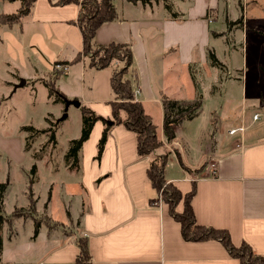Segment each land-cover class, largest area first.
<instances>
[{"label":"crops","instance_id":"0c3cea01","mask_svg":"<svg viewBox=\"0 0 264 264\" xmlns=\"http://www.w3.org/2000/svg\"><path fill=\"white\" fill-rule=\"evenodd\" d=\"M114 3L118 19L105 23L97 31L95 41L101 45H131L137 78L134 73L129 78L137 79L133 82L139 92L136 100L151 117L152 110L157 108L158 136L172 151L170 155H175L163 133L161 96L186 101L197 97L185 95L187 88L193 92L197 89L191 68L199 58L201 65L208 63L212 38L216 37L215 13L221 1L174 0V8L185 18L181 23L162 13L160 6H156L159 4L143 6L125 0ZM78 14L77 4L54 6L49 0H37L31 15L21 24L19 35L4 34V40L15 49L11 56L23 58L24 51L29 49L37 55L41 66L50 69L51 76L55 63L71 62L83 50L82 34L76 24ZM34 26L38 31L32 33ZM26 36H30L27 42L23 40ZM67 66L69 72L62 73L57 80V90L74 98L79 107H89L104 118L110 117L112 68L92 70L85 60ZM186 75L187 82L182 79ZM240 126H232L226 135L220 133L214 147L206 152L210 164H206L201 175L187 172L178 160L183 178L166 179L183 194L191 191L195 182L192 207L198 224L225 229L234 244L244 241L255 254L264 256V129H246L243 141L239 142L234 139L238 135H230L229 131ZM103 129V123L97 122L84 143L80 170L66 167L76 174L80 237L87 238L91 264H239L218 241L187 242L182 238L180 224L170 216L168 206L147 177L150 158L138 156L135 133L123 125L114 127L98 160ZM181 162L185 164L182 158ZM212 163L216 165L214 175L209 173ZM51 209L49 202L47 211ZM182 210L181 204L178 211ZM73 217L67 218L74 221ZM29 240V250L18 251L16 264H75L79 254L74 234L46 235L39 231L36 238Z\"/></svg>","mask_w":264,"mask_h":264},{"label":"rangeland","instance_id":"374dc122","mask_svg":"<svg viewBox=\"0 0 264 264\" xmlns=\"http://www.w3.org/2000/svg\"><path fill=\"white\" fill-rule=\"evenodd\" d=\"M166 1L173 4L174 0ZM220 1L215 13L218 20L213 24L216 37L212 38L208 63L201 65L200 58L195 60L191 69L197 89L193 92L187 88L185 93L186 97L202 95L203 110L194 120L184 121L176 127V138L169 145L175 155H170L172 151L165 148L149 156L151 161L158 155H169L165 171L167 179L183 178L177 154L185 163L182 167L185 169L188 165L197 175L199 168L210 164L206 152L214 147L221 132L226 135L232 126L240 125L245 128L244 133L246 129L249 132L264 129V0ZM158 4L156 6H160L161 12L168 14L163 1ZM19 7V2L0 0V13L12 14ZM175 10L178 11L177 8ZM183 19L180 15L178 23ZM24 21L25 18L22 23ZM21 24L12 29L0 26V183L9 184L3 214L11 218L1 232L3 249L0 264L19 262L16 260L18 251L29 250V237L34 236L36 221H40V232L46 235L70 233L78 240L81 233L76 174L66 169L65 164L70 141L78 139L82 132L81 107L76 105L74 98L61 92L59 94L66 103L49 98L44 82H51L54 76H49L50 69L41 66L36 54L26 49L23 58L11 56L15 49L7 39L4 40V34L19 35ZM36 31L38 29L34 26L31 32ZM29 38L26 36L23 40L27 42ZM209 53L222 65L212 66ZM21 76L24 84L23 80H17ZM188 76L182 79L187 82ZM255 112L260 114L259 120H254ZM158 115L159 111L154 107L152 119L156 125H160ZM26 126L40 131L53 128L56 144L48 143L50 135L42 134L29 141L28 152H25L28 134L21 128ZM243 136L238 135L234 139L240 142ZM45 145L48 148L44 152L42 148ZM34 166L35 174L31 172ZM48 201L53 208L49 211ZM15 211H19V216L12 218ZM65 215L64 221L68 216H74V221L71 218H67V222L62 221Z\"/></svg>","mask_w":264,"mask_h":264},{"label":"trees","instance_id":"16d2710c","mask_svg":"<svg viewBox=\"0 0 264 264\" xmlns=\"http://www.w3.org/2000/svg\"><path fill=\"white\" fill-rule=\"evenodd\" d=\"M11 3L19 2L20 7L17 12L12 14L0 13V26H15L22 23L23 18L31 15L37 0H5ZM133 4H142L149 6L158 4L163 1L171 19L177 20L184 18L175 10L174 5L166 0H125ZM54 6H66L69 4H77L79 6V14L76 24L82 34L83 50L71 62H57L62 65H74L85 60L87 67L92 70H102L112 68L110 79L112 90L111 116L104 118L98 115L89 107L81 106L83 126L82 132L78 139L70 141L69 148L65 154L66 167L72 170H80L82 148L88 141L95 124L101 121L104 125L102 136L98 143L97 159L100 160L105 150L108 137L112 129L116 126L123 125L128 130L136 134L137 137V153L140 158L149 157L158 150L165 149V144L158 136V126L154 123L152 117L145 112L143 104L136 100V88L129 76L134 73L133 69V52L130 44L112 42L106 45L97 44L95 36L97 31L108 22L118 19V12L114 0H49ZM212 10L209 11V14ZM185 21V18L183 19ZM213 62H212V60ZM209 60L212 66H221L222 64L209 53ZM51 82H44L49 92V98L53 101H66L60 96V92L56 88V82L62 73L54 71ZM135 77L137 78L136 74ZM192 77L197 84L195 76ZM163 106V133L166 143L170 145L176 138V127L184 121H191L197 118L203 110V97L198 96L194 100H177L166 95L161 96ZM21 131L28 134L25 138V152H28L29 141L36 139L39 135H50L48 143L56 144L55 130L48 128L46 130H37L32 126L21 128ZM48 145L42 148L46 151ZM169 155L163 154L152 158L147 169V177L152 186L160 194L163 202L168 206L171 217L174 218L181 226L182 238L187 242H220L229 256L239 261V264H264V256L257 255L250 245L242 242L236 245L232 242L230 233L225 229H218L211 226L200 225L197 223L195 213L192 207V200L196 193V184H192V189L186 194L173 183L166 179L165 171L168 163ZM177 158L182 165L181 159L177 154ZM206 166H202L197 171L200 174ZM186 171L192 173L189 168ZM36 173L34 166L31 171ZM34 180V178H33ZM8 183H0V256L3 249V240L1 232L11 218L5 216L4 199L6 196ZM183 201V210L177 211V207ZM19 212V211H18ZM17 211L11 216L17 217ZM41 228L40 221L35 222L34 238L39 235ZM79 254L77 255L75 264H91L88 241L86 237H79L76 240Z\"/></svg>","mask_w":264,"mask_h":264},{"label":"built area","instance_id":"2783aa9c","mask_svg":"<svg viewBox=\"0 0 264 264\" xmlns=\"http://www.w3.org/2000/svg\"><path fill=\"white\" fill-rule=\"evenodd\" d=\"M56 69L57 70H64L66 72L68 71L67 67H62L61 65H57ZM258 119H259V115H255L254 116V120H258ZM244 130H245L244 127H239L237 129H232L231 131H229V133H230V135H234L236 133H241V135L243 136ZM209 173H211V175H214L216 173V165H215V163H212L210 165V172Z\"/></svg>","mask_w":264,"mask_h":264},{"label":"bare ground","instance_id":"6f19581e","mask_svg":"<svg viewBox=\"0 0 264 264\" xmlns=\"http://www.w3.org/2000/svg\"><path fill=\"white\" fill-rule=\"evenodd\" d=\"M57 65H61L62 67H67V68H68V71L66 72V71H64V70H57V69H56V66H57ZM53 68H54V70L57 71V72H61V73H68V72H69V67H68L67 65H62V64H59V63H55L54 66H53ZM138 93H139V92H136V95H138ZM256 115H259V114H256ZM254 116H255V115H254ZM259 118H260V116H259ZM258 120H259V119H258ZM240 134H241V133H236V134H234V135H240ZM161 199H162V198H161Z\"/></svg>","mask_w":264,"mask_h":264},{"label":"water","instance_id":"95a60500","mask_svg":"<svg viewBox=\"0 0 264 264\" xmlns=\"http://www.w3.org/2000/svg\"><path fill=\"white\" fill-rule=\"evenodd\" d=\"M76 105L78 106L79 104H78V103H76Z\"/></svg>","mask_w":264,"mask_h":264}]
</instances>
